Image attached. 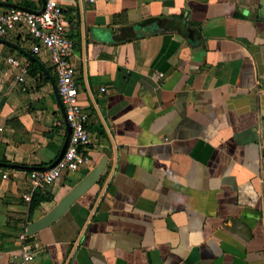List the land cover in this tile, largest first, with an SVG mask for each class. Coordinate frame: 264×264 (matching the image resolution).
<instances>
[{
	"label": "crops",
	"instance_id": "crops-1",
	"mask_svg": "<svg viewBox=\"0 0 264 264\" xmlns=\"http://www.w3.org/2000/svg\"><path fill=\"white\" fill-rule=\"evenodd\" d=\"M61 3L92 165L37 188L1 167L0 264L29 248L28 264H264V0ZM12 4L45 0L0 11ZM0 39V162L48 166L67 136L50 53L23 25ZM104 157L100 181L22 241ZM40 190L53 201L32 211Z\"/></svg>",
	"mask_w": 264,
	"mask_h": 264
},
{
	"label": "built area",
	"instance_id": "built-area-1",
	"mask_svg": "<svg viewBox=\"0 0 264 264\" xmlns=\"http://www.w3.org/2000/svg\"><path fill=\"white\" fill-rule=\"evenodd\" d=\"M19 25L25 26L37 40L38 43L33 47L34 52L38 53L45 49L50 53L58 79L59 94L66 109L67 120L72 128L68 148L57 165L48 170L30 172L32 184L37 188L54 184L64 172L91 167L92 159L86 152V147L91 143V135L87 127L89 114L79 102L77 70L71 61L75 43L67 35L71 22L66 17L61 0H45L44 10L41 13L21 8L0 11V38L5 37ZM8 61L20 69L21 74L18 75V79L24 81V76L28 73L27 66L14 56L9 57ZM9 174V171L0 167L1 178L7 179ZM25 198L29 202L32 200L31 194L26 195ZM27 238L26 230L20 235V239L25 241ZM36 252L37 250L31 248L25 250L21 264H28Z\"/></svg>",
	"mask_w": 264,
	"mask_h": 264
},
{
	"label": "water",
	"instance_id": "water-1",
	"mask_svg": "<svg viewBox=\"0 0 264 264\" xmlns=\"http://www.w3.org/2000/svg\"><path fill=\"white\" fill-rule=\"evenodd\" d=\"M12 7L25 9V10L35 12V13H41L44 10V7L41 10H32V9H28V8L21 7L18 5H13V4H12ZM0 41H3V40L0 39ZM56 90L58 93L59 91L57 87H56ZM58 96H59V100L62 105V109L65 114V119L67 122V136H66L64 145L62 147V150L59 156L55 159V161L48 166H31V165H23V164H18V163L0 162V167L13 168V169H18V170H28V171L48 170L56 166L57 163L62 159V157L64 156L68 148L69 142H70V138L72 135V128H71L70 123L67 120L66 109H65V106L62 102V99L59 93H58ZM107 165H108V159L107 157H104L89 174H87L80 182H78V184H76V186H74L70 190V192H68V194L56 206H54V208L51 211L46 213L42 218L29 224L27 228V235L28 236L35 235L41 229L53 224L55 221L60 219L80 197H82L95 184H97L100 181V179L103 177L107 169Z\"/></svg>",
	"mask_w": 264,
	"mask_h": 264
},
{
	"label": "trees",
	"instance_id": "trees-1",
	"mask_svg": "<svg viewBox=\"0 0 264 264\" xmlns=\"http://www.w3.org/2000/svg\"><path fill=\"white\" fill-rule=\"evenodd\" d=\"M35 69L39 70V66L34 62ZM6 162V160H4ZM53 201V195L51 192H45V191H38L34 194L32 203H31V210H35L37 207H39L40 203L42 202H52Z\"/></svg>",
	"mask_w": 264,
	"mask_h": 264
}]
</instances>
